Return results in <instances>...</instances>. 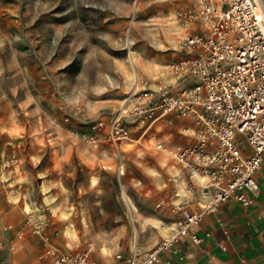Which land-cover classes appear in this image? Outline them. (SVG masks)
Here are the masks:
<instances>
[{"label": "built area", "instance_id": "1", "mask_svg": "<svg viewBox=\"0 0 264 264\" xmlns=\"http://www.w3.org/2000/svg\"><path fill=\"white\" fill-rule=\"evenodd\" d=\"M182 35L174 49L175 60L165 67L163 78L149 82L134 75L117 114L84 118L74 110L63 115L82 126L70 134L91 147L120 149L138 134L139 145L163 155L180 173L183 193L196 197V209L188 197L171 206L181 217L176 228L154 249L132 252L115 261L126 264H158L162 252H171L179 240L200 244L210 234H200V223L217 208L233 200L241 207L254 204L258 190L255 175L264 166V5L262 0H195L174 17ZM180 123L178 134L186 140L172 145L162 140L145 143L157 127ZM7 162L0 159V170ZM179 198V194H174ZM18 228L9 226L14 242L34 238L41 251L36 264H100L88 251H65L48 232L45 209L34 203L23 207ZM15 250L14 244L9 246ZM178 259L181 261L182 257ZM0 264H4L0 259Z\"/></svg>", "mask_w": 264, "mask_h": 264}, {"label": "crops", "instance_id": "2", "mask_svg": "<svg viewBox=\"0 0 264 264\" xmlns=\"http://www.w3.org/2000/svg\"><path fill=\"white\" fill-rule=\"evenodd\" d=\"M26 14L18 0H0V159L7 162L0 170V259L4 264H36V257L41 251L37 241L28 236L14 242L13 234L7 228H18L24 217L23 207L33 208L34 203L37 204L30 199L34 179L41 180L42 194L48 192L41 189L47 184L43 180L46 175L40 167L48 153L53 168L76 159L85 166L97 165L116 171L126 203H135L136 199L143 202L147 197H155L154 207L149 210L140 211L138 208L136 212L130 211L132 239L117 243L108 257L97 261L100 264H126L124 261L116 262L115 256L120 254L126 258L132 252L143 254L150 251L175 230L180 213L172 210L171 206L157 207L160 201L178 203L185 196L193 201L191 208L196 209L197 199L183 193V181L177 177L179 168L163 155L142 148L138 134L134 133L131 143L120 149L105 145L91 147L70 134V129L78 126L80 120L72 118L66 124L63 115L72 117L74 109H78L77 103L67 108L61 99L55 97L59 85L56 82L47 84L46 67L40 63L44 58L42 48H32V43L44 34L31 29L46 22L28 20ZM24 27H27L26 30H23ZM177 57L176 53H172L157 71L150 64L140 63L134 70L132 82L127 81V87L129 84V90L132 88L134 74L154 87V79L163 78L166 65ZM124 96L119 105L109 106L102 111L103 114H117L123 106ZM86 115L84 118L89 119L99 116L88 112ZM179 125L177 122L173 126L155 128L147 135L145 143L156 139L168 145L184 142L186 138L178 134ZM148 155L158 156L161 162L157 166H147V161L143 159ZM130 156L141 159L136 165L147 166L153 171V178L148 181H136L135 186L139 189L148 184L150 189L146 188L137 198L134 197L135 200L125 196L128 184L122 182ZM17 161L26 162L29 167L23 168ZM162 175H166V179H160ZM255 179L258 190L253 194L252 206L243 208L233 200L220 205L200 223V234L208 232V238L200 244H193L188 238L179 240L171 252L160 254L158 264H264V166L258 170ZM175 193L180 197L175 198ZM13 244L15 250L10 251L9 246Z\"/></svg>", "mask_w": 264, "mask_h": 264}, {"label": "rangeland", "instance_id": "3", "mask_svg": "<svg viewBox=\"0 0 264 264\" xmlns=\"http://www.w3.org/2000/svg\"><path fill=\"white\" fill-rule=\"evenodd\" d=\"M18 1L27 11L28 20L46 22L31 29L44 34L39 42L32 43V48H42L44 58L40 63L46 67L47 84L56 82L59 91L55 97L67 108L77 103L82 117L87 112L106 115L103 110L119 105L129 90L126 83L132 82L140 63L150 64L156 71L164 65L165 59L175 53L172 48L182 35L174 17L195 3V0ZM78 124L83 125L81 120ZM47 154L40 167L47 184L41 189L48 192L42 194L41 180L34 179L30 199L45 209L48 232L59 247L65 251H88L99 261L108 257L117 243L132 239L130 211L149 210L154 207L155 197L126 203L116 171L85 166L76 159L53 168ZM140 160L133 156L127 160L122 176V182L128 184L125 196L137 198L146 188L150 189L149 184L139 189L136 181L153 178V171L147 166L161 162L158 156L148 155L143 159L147 166L136 165ZM17 164L29 167L26 162ZM160 179H166V175Z\"/></svg>", "mask_w": 264, "mask_h": 264}, {"label": "bare ground", "instance_id": "4", "mask_svg": "<svg viewBox=\"0 0 264 264\" xmlns=\"http://www.w3.org/2000/svg\"><path fill=\"white\" fill-rule=\"evenodd\" d=\"M130 59H131V61L133 62L134 61V59H133V56H132V53L130 52ZM135 75V74H134Z\"/></svg>", "mask_w": 264, "mask_h": 264}, {"label": "water", "instance_id": "5", "mask_svg": "<svg viewBox=\"0 0 264 264\" xmlns=\"http://www.w3.org/2000/svg\"><path fill=\"white\" fill-rule=\"evenodd\" d=\"M262 2H263V5H264V0H262Z\"/></svg>", "mask_w": 264, "mask_h": 264}]
</instances>
